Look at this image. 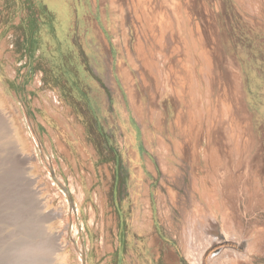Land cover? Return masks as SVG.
Listing matches in <instances>:
<instances>
[{
    "label": "rangeland",
    "instance_id": "obj_1",
    "mask_svg": "<svg viewBox=\"0 0 264 264\" xmlns=\"http://www.w3.org/2000/svg\"><path fill=\"white\" fill-rule=\"evenodd\" d=\"M0 108L55 264H264V0H0Z\"/></svg>",
    "mask_w": 264,
    "mask_h": 264
},
{
    "label": "bare ground",
    "instance_id": "obj_2",
    "mask_svg": "<svg viewBox=\"0 0 264 264\" xmlns=\"http://www.w3.org/2000/svg\"><path fill=\"white\" fill-rule=\"evenodd\" d=\"M13 134L15 129L11 117L0 108V264H55L54 260L66 245L65 232L72 226L61 227L60 224L55 232L48 225L55 220L60 221L65 215H75L76 209L70 200V193L61 188L60 179L55 178L48 166L52 174L49 177L54 182L52 185L60 189L67 201L61 202V207L44 210V203L50 200L48 196L40 197L46 191V184H41L40 178L29 175L31 162L35 163L38 155L22 153L19 140L10 138ZM34 138L37 140L36 136ZM5 142L9 148L6 157H3L1 145ZM13 158L17 165L20 163V169L19 166L16 169L9 166ZM69 242L75 246L77 240L70 239Z\"/></svg>",
    "mask_w": 264,
    "mask_h": 264
},
{
    "label": "crops",
    "instance_id": "obj_3",
    "mask_svg": "<svg viewBox=\"0 0 264 264\" xmlns=\"http://www.w3.org/2000/svg\"><path fill=\"white\" fill-rule=\"evenodd\" d=\"M214 242H216V240H214L213 238H208L206 243L196 246V248L192 252L193 264H201V258L205 253V249L211 246ZM241 247H243V245Z\"/></svg>",
    "mask_w": 264,
    "mask_h": 264
},
{
    "label": "trees",
    "instance_id": "obj_4",
    "mask_svg": "<svg viewBox=\"0 0 264 264\" xmlns=\"http://www.w3.org/2000/svg\"><path fill=\"white\" fill-rule=\"evenodd\" d=\"M55 32V29H52V33H54ZM51 34V33H50ZM52 44H54V43H52ZM57 45H59V44H54V49L53 50H55L56 49V47H57ZM59 51H61V50H59ZM62 56V55H61ZM63 60V59H62ZM72 61H74V60H72ZM63 62V61H62ZM73 64H74V66H75V68H77V70H74L73 69V76L75 77V79H77V80H80L81 78H80V72H81V70L80 69H82V68H80V66H78L77 64H76V62L74 63V62H72ZM63 76V75H62ZM64 77V76H63ZM67 77L68 76H65L64 77V79L66 80V82H67V86L69 87V81H68V79H67ZM85 78H83V83L85 84V80H84ZM83 83H81V84H83ZM83 87H84V85H82V89H83ZM81 94H83V100H81V102L80 103H82L87 109H88V112L89 113H91V110H90V107H89V104H88V102H87V98H86V94L84 93V90H83V92L81 93Z\"/></svg>",
    "mask_w": 264,
    "mask_h": 264
},
{
    "label": "water",
    "instance_id": "obj_5",
    "mask_svg": "<svg viewBox=\"0 0 264 264\" xmlns=\"http://www.w3.org/2000/svg\"><path fill=\"white\" fill-rule=\"evenodd\" d=\"M71 200V199H70Z\"/></svg>",
    "mask_w": 264,
    "mask_h": 264
}]
</instances>
